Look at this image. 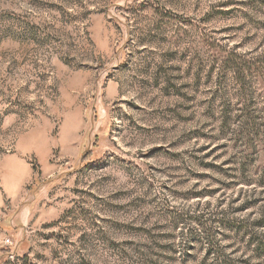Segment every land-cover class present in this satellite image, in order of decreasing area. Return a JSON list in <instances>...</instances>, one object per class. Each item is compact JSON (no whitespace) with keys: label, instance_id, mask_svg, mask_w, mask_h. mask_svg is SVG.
I'll return each mask as SVG.
<instances>
[{"label":"rangeland","instance_id":"rangeland-1","mask_svg":"<svg viewBox=\"0 0 264 264\" xmlns=\"http://www.w3.org/2000/svg\"><path fill=\"white\" fill-rule=\"evenodd\" d=\"M0 234V264H264V0H0Z\"/></svg>","mask_w":264,"mask_h":264},{"label":"built area","instance_id":"built-area-1","mask_svg":"<svg viewBox=\"0 0 264 264\" xmlns=\"http://www.w3.org/2000/svg\"><path fill=\"white\" fill-rule=\"evenodd\" d=\"M0 242L2 245L9 246V244H11V239L5 237L3 234H0Z\"/></svg>","mask_w":264,"mask_h":264},{"label":"trees","instance_id":"trees-1","mask_svg":"<svg viewBox=\"0 0 264 264\" xmlns=\"http://www.w3.org/2000/svg\"><path fill=\"white\" fill-rule=\"evenodd\" d=\"M27 259V257L26 258H23V260H26Z\"/></svg>","mask_w":264,"mask_h":264}]
</instances>
